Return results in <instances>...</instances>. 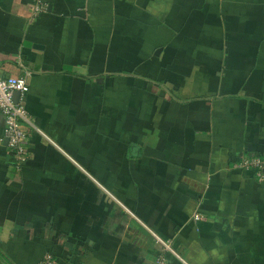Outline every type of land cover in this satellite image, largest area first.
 I'll return each mask as SVG.
<instances>
[{
  "label": "crops",
  "instance_id": "crops-1",
  "mask_svg": "<svg viewBox=\"0 0 264 264\" xmlns=\"http://www.w3.org/2000/svg\"><path fill=\"white\" fill-rule=\"evenodd\" d=\"M131 1L44 0L35 16L33 0H0V74L30 72V211L47 214L38 221L61 264H153L160 254L168 264H264V182L234 169L247 152L264 154V0H200L196 13L186 12L194 0H144L158 10L147 23ZM161 30L193 36L192 46L236 45L242 66L203 49L217 84L184 106L192 71L159 72L176 80L170 95L153 77L168 44ZM4 127L0 114V137ZM14 158L0 142L2 185ZM2 219L9 234L17 217Z\"/></svg>",
  "mask_w": 264,
  "mask_h": 264
},
{
  "label": "rangeland",
  "instance_id": "rangeland-1",
  "mask_svg": "<svg viewBox=\"0 0 264 264\" xmlns=\"http://www.w3.org/2000/svg\"><path fill=\"white\" fill-rule=\"evenodd\" d=\"M191 1V0H190ZM146 1L144 0H132L131 3H133L135 5V7H141L142 9L145 10V12L143 13L144 15L140 16V18H138V20L142 23H147L148 22V18L147 15L150 14L151 17L153 18V20L157 19L158 16L157 14L153 11L156 10L158 11L156 8H154L153 10L150 9H146L142 4L145 3ZM185 5H186V12L189 11H193L196 13V10L200 7V0H194V2L191 4L192 6H190V2L189 4L186 3L185 1ZM185 7V6H184ZM136 13H139L138 11H135ZM193 25V21H189L187 22V24L185 23V26H187L189 29L190 27ZM181 28V27H179ZM181 30H176L173 31L174 33V39L172 37L171 34L166 33L164 30H161L159 33L162 36L163 41H166L167 47H166V52L165 53V59L164 61L160 64L158 72L160 71L163 73L166 70H170V72L172 74L175 73V64L176 65H181L184 67L185 70H190L193 73L190 75H187L186 77H184V86H185V94L184 96L180 95V99H183V104L184 106L186 105L185 103H187L188 105H191L192 102L194 100H197L198 98H202L204 93V89L206 87H208L209 89L211 88V84L212 83H216L217 82L213 81L214 76H211L210 71L214 70L217 68V66H212L211 64L207 63L208 61L203 58V55H205V52H202L203 49H205L206 51H210V53L212 52V54L217 55H223L226 53V56H229L231 59L233 60V64L235 67H238L240 64L242 66L241 60H240V56L239 54L236 53V45H232L230 46L229 43H227V48L222 50H219L218 47L212 49V40L209 39H205V42H195L197 44V46H192L194 41L192 39H195L193 36L192 37H182L180 38V32ZM185 33L190 32V31H185ZM158 38L160 39L161 37L158 36ZM167 39V40H164ZM187 38V39H186ZM191 38V39H189ZM215 40V39H213ZM178 41L182 42V43H188V45H191L190 48H188L187 46L180 48L181 50L178 51H173L174 50V46L178 45ZM152 44H154V41L152 42ZM182 50H184L182 52ZM179 51H181L179 53ZM225 51V52H223ZM228 52V53H227ZM174 53V54H172ZM176 53H179V57H183V63L181 64L180 62L176 63L175 61H172V57L171 55H175ZM203 54V55H202ZM201 56V57H200ZM207 57V55H206ZM197 58H200L197 60ZM203 58V59H201ZM150 60H154L152 57H150ZM200 60V61H199ZM220 67V66H219ZM179 68V67H177ZM204 71H205V75H204ZM151 74V73H150ZM108 75V74H107ZM151 75H155V74H151ZM170 76V74H169ZM155 79L157 80H161L162 82L165 83H169L166 87V93L170 95V93L172 92L173 88H172V81L173 84L175 85V79L173 78H161L162 76H160V73L158 75L153 76ZM233 82H235V75H233L232 77ZM188 80H190L191 82L188 84ZM31 86V85H30ZM164 86V85H163ZM171 86V87H170ZM199 88V89H198ZM192 90L194 92H192ZM196 91V93H195ZM30 93V91H29ZM28 93V94H29ZM28 94L25 97V99L28 98ZM25 104H26V100H25ZM32 126V125H31ZM35 129V128H34ZM28 135H29V139L31 140V127L30 129L28 128ZM31 148V145H28V149ZM31 150V149H30ZM30 150H28L29 152L27 153V157L24 161H22L21 163H18L15 158L13 160V162H11V164H13V166L11 165V167H9V171L6 177V184L5 181H3V185L0 183V225L3 226L5 223L3 222L4 219L2 218H9V219H15L17 217V222L13 224L12 230L11 232L8 233H4L2 232V230L0 231L3 234V238L0 237V246L2 247V249H6L7 251H9V255L12 258H15L17 260V264H33L32 260H37L35 264H42L45 259H50L54 264H61L60 258L58 257L59 254L57 252L54 251V244L52 239L54 238H50L48 236V223L47 221H42L39 222L38 218L41 217L42 215L45 216V219L47 214L42 211V213L40 212V214L37 216L35 215V213L33 214L30 211V208H32L30 202H28V199H31L32 197V193H34V190L31 189L30 183L32 180V171H31V158H32V154L30 152ZM256 152V151H255ZM251 153V152H249ZM248 152L246 153V155H250ZM254 153V152H253ZM258 154H262L258 153ZM245 155V154H244ZM12 159V158H11ZM16 161V162H15ZM239 161V160H238ZM238 161L235 163L234 165V169H238L237 168V163ZM12 168V169H11ZM23 169V171L21 170ZM20 172H17L19 171ZM15 180L17 181L16 183L18 184L17 188H14L12 186V183L15 182ZM260 181V180H259ZM71 182H73V180H71ZM260 182H264L260 181ZM27 185V186H26ZM21 188V189H20ZM16 189V190H15ZM21 190L20 193V201L21 203H17V204H13L12 201H15L17 198V192H19ZM256 197H262L261 199L264 198V187L261 186L259 187V189L257 190L256 193ZM23 201H25V203H22ZM14 213H16V216L14 215ZM196 214H200L197 213ZM195 214V215H196ZM194 215V218H195ZM14 217V218H11ZM42 218V217H41ZM23 219V220H21ZM34 235V237H33ZM166 241V240H165ZM58 242V241H57ZM167 242V241H166ZM169 243V242H167ZM163 244V243H162ZM164 249V247H163ZM32 250H36L35 253H32ZM86 250H89L88 248H86ZM5 251V250H4ZM164 254H160L155 262H153V264L157 263L158 258ZM168 262V260H167ZM3 264V263H2Z\"/></svg>",
  "mask_w": 264,
  "mask_h": 264
},
{
  "label": "built area",
  "instance_id": "built-area-1",
  "mask_svg": "<svg viewBox=\"0 0 264 264\" xmlns=\"http://www.w3.org/2000/svg\"><path fill=\"white\" fill-rule=\"evenodd\" d=\"M33 14L39 15L45 10L44 0H33ZM30 72L26 71L21 76H3L0 74V114L5 120V127L0 142L7 139L8 148L15 159L24 161L28 153L29 135L26 124L30 123L29 111L25 104V97L30 91ZM20 93L18 102H15V92ZM238 168L254 171L256 178L264 180V154H252L243 156L236 165ZM195 219H201L199 214ZM165 250L172 251L173 254L181 258L171 245L159 238ZM182 259V258H181ZM42 264H54L50 259H45ZM156 264H168L165 255H161Z\"/></svg>",
  "mask_w": 264,
  "mask_h": 264
},
{
  "label": "trees",
  "instance_id": "trees-1",
  "mask_svg": "<svg viewBox=\"0 0 264 264\" xmlns=\"http://www.w3.org/2000/svg\"><path fill=\"white\" fill-rule=\"evenodd\" d=\"M252 155V154H250ZM14 160V159H13ZM18 163H21L19 160L15 159ZM240 160V159H239ZM15 161V162H16ZM240 169V168H239ZM241 170V169H240ZM243 170V169H242ZM258 180V179H257ZM0 261L4 264H16L11 258L10 256L5 252L3 251L2 248H0Z\"/></svg>",
  "mask_w": 264,
  "mask_h": 264
},
{
  "label": "water",
  "instance_id": "water-1",
  "mask_svg": "<svg viewBox=\"0 0 264 264\" xmlns=\"http://www.w3.org/2000/svg\"><path fill=\"white\" fill-rule=\"evenodd\" d=\"M158 52H159V50L157 51V53H158ZM19 97H20V93H19L18 91L15 92V95H14L15 102H18ZM6 141H8V140L6 139ZM134 148H135V146H134Z\"/></svg>",
  "mask_w": 264,
  "mask_h": 264
}]
</instances>
